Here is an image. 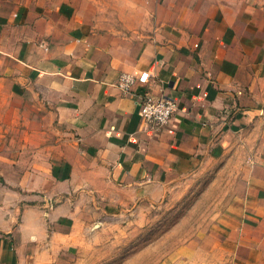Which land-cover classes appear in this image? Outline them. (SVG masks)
Returning <instances> with one entry per match:
<instances>
[{"label": "crops", "instance_id": "obj_1", "mask_svg": "<svg viewBox=\"0 0 264 264\" xmlns=\"http://www.w3.org/2000/svg\"><path fill=\"white\" fill-rule=\"evenodd\" d=\"M263 80L264 0H0V264H71L228 157L215 221L161 264H264Z\"/></svg>", "mask_w": 264, "mask_h": 264}, {"label": "rangeland", "instance_id": "obj_2", "mask_svg": "<svg viewBox=\"0 0 264 264\" xmlns=\"http://www.w3.org/2000/svg\"><path fill=\"white\" fill-rule=\"evenodd\" d=\"M238 168L232 157L211 162L182 179L162 202L108 220L105 240L81 252L71 264H161L199 239L215 221Z\"/></svg>", "mask_w": 264, "mask_h": 264}, {"label": "built area", "instance_id": "obj_3", "mask_svg": "<svg viewBox=\"0 0 264 264\" xmlns=\"http://www.w3.org/2000/svg\"><path fill=\"white\" fill-rule=\"evenodd\" d=\"M148 74L143 73L134 76L122 73L117 81V87L124 93H129L132 87L137 83H147ZM177 106L175 100L171 97H163L155 101H146L139 106L140 115L149 129L158 130L165 127L176 112Z\"/></svg>", "mask_w": 264, "mask_h": 264}]
</instances>
